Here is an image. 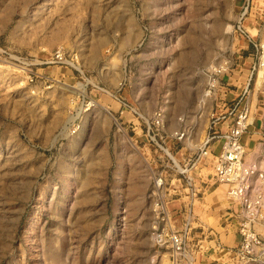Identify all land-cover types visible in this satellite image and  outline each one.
<instances>
[{
	"label": "rangeland",
	"instance_id": "obj_1",
	"mask_svg": "<svg viewBox=\"0 0 264 264\" xmlns=\"http://www.w3.org/2000/svg\"><path fill=\"white\" fill-rule=\"evenodd\" d=\"M242 3L0 0V264H168L151 233L153 173L172 193L167 156L182 166L215 103L248 83L264 0L241 21L247 36L236 29ZM248 89L258 118L264 67ZM157 110L161 139L147 134ZM182 129L181 144L170 139ZM197 171L210 174L209 161ZM211 196L199 191L190 207L195 239L218 231ZM173 200L178 226L188 206Z\"/></svg>",
	"mask_w": 264,
	"mask_h": 264
},
{
	"label": "built area",
	"instance_id": "obj_2",
	"mask_svg": "<svg viewBox=\"0 0 264 264\" xmlns=\"http://www.w3.org/2000/svg\"><path fill=\"white\" fill-rule=\"evenodd\" d=\"M251 4L252 0H243V11L236 25L237 31L243 36L248 34L241 21ZM253 46L257 55L248 83L233 95L231 91L234 89L229 90L230 84H225L227 88H223V95H232L233 98L229 102L220 100L215 103L207 133L197 152L186 156L183 153L182 166L176 165L174 160L166 155L172 164V167H166L171 170L175 168L178 176L170 181L177 183L176 189L171 190V193L166 187L168 183L164 172L155 170L153 173L151 198L154 222L151 233L155 247L165 250L168 264H264V114L258 118L253 116L251 104L247 99L250 94L249 81L253 76L257 77L258 69L264 67V44ZM53 62L64 63L63 56L56 54L53 56ZM89 105L91 104L87 106ZM150 125L147 134L153 127L157 132L154 137L158 135L161 139L162 134H159L163 133L164 127L162 110L153 114ZM253 126H257L259 139L255 148L247 150L241 142V137ZM186 136L187 131L182 129L174 132L170 139L181 144ZM202 160L209 161L210 174L204 178L201 171H197V177H194L190 172L198 168ZM197 179L202 184L199 190L194 185ZM216 187L224 188L223 195L229 206L227 227H234L237 236L235 246H226L214 231L204 235L201 230L202 240L191 237L190 207L193 206L194 198L199 191L204 195ZM178 195L186 199L182 205L188 206V209L184 210L186 216H179L180 223L176 226L169 205L176 201L173 196Z\"/></svg>",
	"mask_w": 264,
	"mask_h": 264
},
{
	"label": "crops",
	"instance_id": "obj_3",
	"mask_svg": "<svg viewBox=\"0 0 264 264\" xmlns=\"http://www.w3.org/2000/svg\"><path fill=\"white\" fill-rule=\"evenodd\" d=\"M259 139L257 126L250 127L248 131L241 137V142L246 146L247 150H251L255 148V143ZM223 189V188H222ZM221 192V187L214 188L211 192V210L212 214H216L218 217V231L219 239L224 242L226 246H235L237 243V236L234 232V227L229 229V216L227 212L228 202L225 198H223V202L221 203V199L219 197V193ZM186 211V210H185ZM215 217V218H216Z\"/></svg>",
	"mask_w": 264,
	"mask_h": 264
},
{
	"label": "bare ground",
	"instance_id": "obj_4",
	"mask_svg": "<svg viewBox=\"0 0 264 264\" xmlns=\"http://www.w3.org/2000/svg\"><path fill=\"white\" fill-rule=\"evenodd\" d=\"M166 152H167V151H166ZM170 205H172V204H170ZM170 205H169V206H170Z\"/></svg>",
	"mask_w": 264,
	"mask_h": 264
}]
</instances>
